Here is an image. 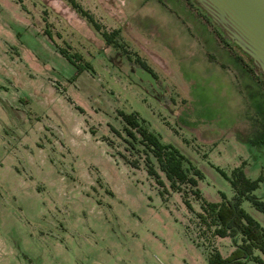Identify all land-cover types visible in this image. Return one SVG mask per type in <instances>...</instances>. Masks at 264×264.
Here are the masks:
<instances>
[{
  "label": "rangeland",
  "instance_id": "rangeland-1",
  "mask_svg": "<svg viewBox=\"0 0 264 264\" xmlns=\"http://www.w3.org/2000/svg\"><path fill=\"white\" fill-rule=\"evenodd\" d=\"M76 1L101 27H119L126 51L105 44L66 0H0V264H208L209 238L180 194H161L116 154L124 145L118 111H136L188 156L205 198L231 196L216 167L228 174L243 162L249 178L262 175L253 193L264 199V145L251 141L244 115L261 120L264 104L253 108L251 86L241 96L201 62L183 69L180 42L170 56L155 52L153 44L171 40L157 23L172 21L155 0V10L142 0ZM61 47L92 70H77ZM136 53L163 90L134 73ZM240 205L264 229V215L246 199ZM216 244L224 254L231 247Z\"/></svg>",
  "mask_w": 264,
  "mask_h": 264
},
{
  "label": "trees",
  "instance_id": "trees-1",
  "mask_svg": "<svg viewBox=\"0 0 264 264\" xmlns=\"http://www.w3.org/2000/svg\"><path fill=\"white\" fill-rule=\"evenodd\" d=\"M189 1L211 23L221 42L235 52L236 59L264 86V75L255 73L247 56L235 44L223 37L217 26L210 21L209 17L193 0ZM66 2L91 23L99 32L105 44L118 50L121 47L126 51V47L119 39V27L105 29L79 2L76 0H66ZM60 51L76 66L77 70H92L89 61H78L81 56L77 51L71 52L68 48L63 47L60 48ZM135 55V60L133 61L139 62L150 70L145 60L138 53ZM126 56L130 58L128 52ZM118 113L122 119L121 129L124 135L121 136V139L124 145L123 150L116 151V154L131 167L143 168L146 174L161 187V194L167 193L169 190L180 194L182 201L191 211L190 216L196 220L197 227H200L202 232L206 233V237L209 238L210 243L205 241L208 245V264H245L247 259L261 262L264 258V229L254 217L243 209L240 202L242 199L248 200L255 209L264 215V199L258 198L253 193V189L258 185L262 175L257 178H249L244 172L243 162L233 166L228 174L224 169L216 167L228 180L232 195L227 197L223 191H218L219 199L209 200L202 195L198 187V180L203 174L188 156L174 144L162 141L159 134L149 129L145 119L139 116L136 111H118ZM256 123L254 124L251 141L264 145V120L257 119ZM112 129L117 135H120L118 130ZM160 173L167 181L166 187ZM190 198L198 201V210L192 209ZM222 237H227L231 246V249L225 254L222 253L218 244H216V241L220 240L218 238ZM254 250L258 252H254Z\"/></svg>",
  "mask_w": 264,
  "mask_h": 264
},
{
  "label": "crops",
  "instance_id": "crops-1",
  "mask_svg": "<svg viewBox=\"0 0 264 264\" xmlns=\"http://www.w3.org/2000/svg\"><path fill=\"white\" fill-rule=\"evenodd\" d=\"M153 1L154 0H142L140 7L149 3L148 9L155 10L154 6L156 7L157 5L155 3L156 1L159 3L158 5L163 6V9L169 10V18L172 19V21L164 22V24L160 22L157 23V25L163 26L164 29L167 30L166 32L168 36H171V40L169 44L162 43V47L160 46V48L153 44V48H155V50H153L155 52H163V55L170 56L174 50H177L176 48L180 42L183 45V58L178 57V60L182 63L183 69H192L197 66V63L201 62L202 68L217 71L220 77L224 78L226 76L233 90L241 94V96L243 94L245 97L246 92L243 88L248 85L251 86L253 98L250 99V104L254 105L253 108H255L257 104H264V86L236 59L235 52L221 42L213 26L204 18L202 13H199L192 5L188 4L186 0H169L173 3L175 11L172 7L166 5V0L165 2L163 0H155L154 3L156 5L152 4ZM141 53L145 54L147 59L150 60L148 61L152 63L147 53ZM163 59H165V57ZM153 61L155 60L153 59ZM153 63L155 64V62ZM244 115H246L245 117H247V115L251 117L252 128L249 129V131H253L255 127L254 124H257L256 120L258 119V113L254 115L250 111H247ZM263 118L264 116H261V119ZM223 239L228 238L224 237L220 240Z\"/></svg>",
  "mask_w": 264,
  "mask_h": 264
},
{
  "label": "water",
  "instance_id": "water-1",
  "mask_svg": "<svg viewBox=\"0 0 264 264\" xmlns=\"http://www.w3.org/2000/svg\"><path fill=\"white\" fill-rule=\"evenodd\" d=\"M223 37L247 56L255 73L264 75V0H193ZM147 81L153 77L138 66Z\"/></svg>",
  "mask_w": 264,
  "mask_h": 264
},
{
  "label": "flooded vegetation",
  "instance_id": "flooded-vegetation-1",
  "mask_svg": "<svg viewBox=\"0 0 264 264\" xmlns=\"http://www.w3.org/2000/svg\"><path fill=\"white\" fill-rule=\"evenodd\" d=\"M186 2L190 5H192L199 13H202L199 9L196 8V6L191 3L189 0H186ZM214 28V27H213ZM229 47V46H228ZM129 63L131 64V66L133 67V71L135 73V68L138 66L141 70L143 71H147L151 74V76L153 77V82L151 81H147L148 85L153 88L154 91L156 90H163V88L161 87V84H160V81L157 80V77L155 75V73L150 69H148L147 67L145 66H142L139 62H135V61H129ZM149 67V66H148ZM150 68V67H149Z\"/></svg>",
  "mask_w": 264,
  "mask_h": 264
}]
</instances>
